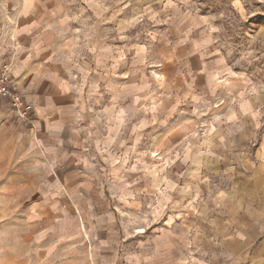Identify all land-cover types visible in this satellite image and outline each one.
Segmentation results:
<instances>
[{
	"label": "clouds",
	"instance_id": "9594fccd",
	"mask_svg": "<svg viewBox=\"0 0 264 264\" xmlns=\"http://www.w3.org/2000/svg\"><path fill=\"white\" fill-rule=\"evenodd\" d=\"M0 264H264V0H0Z\"/></svg>",
	"mask_w": 264,
	"mask_h": 264
}]
</instances>
